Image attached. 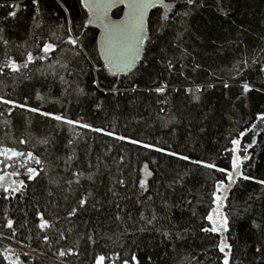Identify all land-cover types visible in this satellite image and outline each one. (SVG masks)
I'll return each mask as SVG.
<instances>
[{
	"label": "trees",
	"instance_id": "trees-1",
	"mask_svg": "<svg viewBox=\"0 0 264 264\" xmlns=\"http://www.w3.org/2000/svg\"><path fill=\"white\" fill-rule=\"evenodd\" d=\"M199 3L204 6H194L183 24L177 18L171 29L149 46L146 68L138 66L115 80L103 69L91 71L94 64L102 68L95 45L96 30L82 29L86 51L93 59L65 51L70 46L62 42L66 33L60 25L71 20L79 32L86 19L79 0H40L39 15L32 0H0L6 5L0 7V64L11 58L20 67L16 73L5 69L6 74L0 76V96L20 104L27 99L28 107L42 112L87 123L116 136L164 148L170 145L169 150L227 169L231 168V153L223 149L231 148L230 139L239 138L240 132L256 122L257 129L242 139V144L256 139L249 149L252 159L242 165V171L264 179V121H256L257 114L264 113V92L243 94L241 87L246 81L253 89L264 85V73L259 72V65L251 64L264 48V0H222L227 17L218 10L217 0ZM12 4L19 7L14 9ZM10 11H16V16H8ZM119 14L120 10L113 13L116 17ZM159 18V10L149 16L153 33ZM177 31L183 35L179 46L173 48L169 42L174 41ZM38 40L41 46L51 42L59 48L24 68L28 52L34 57L43 55ZM162 57L174 59L171 74L162 66ZM243 58L249 67L240 65L242 74L237 76L235 66ZM65 63L73 75L61 68ZM194 64L200 68L194 71ZM61 75L66 83L60 80ZM225 82L229 88L223 86ZM160 83L168 85L163 95L149 91ZM114 86L119 91H110ZM196 86H201V92L195 93ZM189 88L194 94L185 91ZM21 138L27 144H19ZM45 138L49 141L46 145L41 143ZM2 147L33 151L43 161L45 172L32 181L23 174V168L17 177L6 175L7 184L23 180L25 188L9 199H4L6 194L0 190V264H94L95 253L112 257L114 252L129 260L132 253H137L147 262L151 255L153 264H220L222 254L215 247L220 237L199 229L202 224L211 227L204 217L214 207L210 194L221 173L4 104H0ZM121 157L124 163L118 164ZM145 163L152 172L150 177L143 171ZM12 170L4 169L0 174ZM77 172L81 173L79 177L74 175ZM177 173L187 175L183 186L173 189L170 184ZM138 177L148 182V191L141 192ZM77 179L79 184L75 183ZM118 179H124L126 185L121 187ZM89 192L87 210L69 218V211ZM228 195L223 211L230 217V230L224 237L233 246L234 264H264V257L256 253V248L264 245V186L241 180ZM153 211L171 222L157 219L147 224ZM38 213L53 225L46 232L38 227ZM117 214L122 220L115 219ZM7 219L13 221L15 235L5 226ZM253 222L261 228H254ZM172 225H177L185 239L173 243L156 231L171 229ZM61 233L65 239H61ZM45 234L50 237L49 243L42 239ZM89 235L94 236L95 244ZM69 250L79 255L60 256V251Z\"/></svg>",
	"mask_w": 264,
	"mask_h": 264
},
{
	"label": "snow or ice",
	"instance_id": "snow-or-ice-1",
	"mask_svg": "<svg viewBox=\"0 0 264 264\" xmlns=\"http://www.w3.org/2000/svg\"><path fill=\"white\" fill-rule=\"evenodd\" d=\"M81 6L86 10V22H82L79 26L81 31H77L75 25H73L72 21L69 20L67 25L61 24L60 27L65 30L66 38H63L62 42L66 43L70 46L69 49L65 51H72L73 55L76 57H82L85 59H93L90 53L86 51V45L84 44V37L86 33L82 31V29H87L90 24L95 23L100 28L103 29V60L104 64L102 66L103 69H107V71L115 77H119L121 74L127 75L131 73L134 68L138 65L141 68H146L147 65L144 61L147 59L145 56L146 51L148 50L149 46L155 44L157 40L164 36L167 30H170L172 24L175 22L177 18L180 19L181 24H183L184 17L190 15V10L194 6L203 7V3L198 4V0H172L171 3L166 2V0H80ZM32 4L36 7V14H40V0H32ZM122 5L124 9V16L122 19L118 21H114L109 16V10L116 7L117 5ZM186 6V7H185ZM218 10L221 12L222 15L227 17L229 15L226 7L223 5L222 0H217ZM0 7H6L4 4H0ZM12 8H18L19 6L16 4L11 5ZM153 9H163V13L160 15L159 23L155 32L151 30L148 22V13ZM8 16L15 17L16 11H10ZM39 26V25H38ZM244 29H241L243 32ZM183 33L177 31L176 36L174 37V41L169 42L170 47H178L180 43V39ZM155 36V39H154ZM8 41L4 40L5 46H7ZM37 46L40 47V51L43 53L42 56L34 57L32 52H28L26 55L25 62L23 63V67L27 68L30 64L34 63L37 59L43 60L48 57L49 53H54L57 48H59L58 44H53L51 42H44L42 46L40 45L39 40L37 41ZM162 52L165 51L164 48L161 49ZM260 57H264V48L259 50ZM183 50L181 49V56H183ZM260 57L253 58L251 61L252 65H259V72L264 73V59ZM161 64L163 67L167 69L169 74L173 72L175 69L174 59H166V57L161 58ZM240 65H243L245 69L249 67L248 60L243 58L239 60L235 66L236 75H241ZM61 68L65 69L68 75H73V71L69 69V65L67 63L61 64ZM102 68L96 67L95 64L92 66L91 71L100 72ZM183 68V65H181ZM200 68L199 64H194L193 70H197ZM5 69L10 70L13 73L19 72L20 67L17 65V62L11 58L5 60L3 64H0V76L5 75ZM181 75L183 72L180 73ZM55 75V73H53ZM236 78L235 76L233 77ZM60 80L62 82L65 81L63 75L60 76ZM99 86V85H97ZM225 88H229L230 85L225 82L223 85ZM243 94H247L252 92L253 90L264 92V85L259 88L253 89L252 85L247 81L244 82L242 85ZM168 88L167 83H160L159 86L155 87L154 89H150L149 91H155L157 95H163ZM133 91L135 89H132ZM179 89H177L178 91ZM201 86H196L195 93L201 92ZM81 91H83L81 89ZM110 91L116 92L119 91L118 87H113ZM187 93H193V89L189 88L185 90ZM194 94V93H193ZM38 95V99H40ZM198 100L199 97H196ZM0 104L4 105H11L14 108H21L25 109L28 112L32 113H39L41 116L50 117L51 119L62 122L68 125H78L81 128H88L93 132H101L103 135L106 136H114L117 140H126L128 143L137 145L144 149H149L151 151H155L157 153H161L163 155L169 157H175L181 161H187L191 164L201 166L205 169L212 170L214 172H218L222 174L220 179L214 181V191L210 194L211 195V204L214 207H211V210L208 212L206 219L211 227H206L203 224L200 227V231L203 233H211L216 234L220 237L219 242L215 245L218 249L219 253L222 254V260L220 264H234L233 262V246L227 242L226 238L224 237V233L229 232L230 224L229 220L230 217L227 212L223 211L227 205L225 204L226 201L229 199V193L232 191L233 186L237 185V183L241 180L243 181H254L256 184L264 186V179H257L253 176L246 175L242 171V165L246 161H250L252 156L249 154V149H252L256 144V139L253 137L251 143L242 144V139L244 136L248 134L249 131L255 130L258 127L256 122L252 123L250 128H246L244 131L239 133V138H231L230 143L232 145L231 148L225 147L223 151L225 153H231V168H222L218 167L213 162H207L204 160H193L191 157L176 152L175 150H169V148L159 147L157 145H153L150 143H144L140 140L132 139L130 137L124 136H116L114 132H107L101 128H95L90 124L81 123L79 121H73L67 119L62 115H56L49 112H42L39 108L35 107H28L27 99L23 104L17 103L15 100L5 99L4 97L0 96ZM163 111V109H161ZM9 115H11V110H9ZM257 122L264 121V113H258L256 116ZM260 133L257 131L256 135ZM43 144L49 143L48 139L45 138L41 141ZM71 143V142H69ZM19 144L25 145L27 141L23 138L19 140ZM243 153V155H241ZM0 165H3V168H0V173L4 172V169L12 168L13 170L10 173L0 174V190L3 191L6 195L4 199H9L14 193L21 192L22 189L25 188V182L23 180L20 181H12L10 184H4L6 175H11L13 177H17L22 173L19 171L20 168L26 169L24 175L27 176V179L32 181L36 180L41 173L45 172L43 165V161L34 155L33 151H22L14 148L9 147H2L0 148ZM71 159V157H69ZM18 161V166H17ZM40 165L39 169L32 167V164ZM124 160L123 157L120 158L118 164H123ZM156 163V161H153ZM251 166V165H249ZM143 171L147 176H152V172L149 171V165L147 163L143 166ZM77 177L81 175V173H74ZM177 173L173 179L170 187L175 189L177 185L183 186L184 176ZM88 179H92V176L89 175ZM139 189L141 192L148 191V182L143 179L139 178ZM72 181H69L71 184ZM75 183L79 184V179L75 181ZM117 183L124 187L126 182L124 179H118ZM19 185L18 187L16 185ZM111 190V189H110ZM49 195H52L50 192ZM113 195H116L113 192ZM91 196V192L87 193L85 196L79 199L78 204L76 207H73L69 213L68 217L76 216L78 212L81 210H87L88 198ZM149 200L152 198L149 197ZM188 204H192L191 200L187 201ZM117 207L119 204L117 203ZM165 208L168 207L167 203L164 205ZM193 215H196L195 211H193ZM38 217L40 219V223L38 227L41 231H45L51 227L49 221L44 218L43 214L38 213ZM131 219V217H129ZM140 218L143 220L145 219L144 214H140ZM116 220H122V217L117 214L115 217ZM157 219H167L170 221V218L167 216L158 217L157 213L153 211V214L150 218L147 219V224L152 225ZM8 229L13 230V235H15V230L13 229V221L11 219H7L6 225ZM254 228H261L259 224L253 222ZM145 229H141L144 231ZM160 233V235L170 242L175 243V241H180L185 239L184 234L178 230L177 225H172L171 229H156ZM187 231V229H185ZM262 238H264V231H262ZM42 239L45 243H49L50 237L45 234ZM61 239H65V235L61 233ZM88 239L92 241L93 244L96 243V240L93 235H89ZM123 247V245H121ZM139 247V246H137ZM256 253H259L261 257H264V245L259 246L256 248ZM60 256L64 257L67 255H79V253L73 252L69 250L67 253L65 251H60ZM111 261V264H117V261H120L121 264H140V260L138 258L137 253L131 254V260L127 258H123L120 253H113L112 257H109L107 254H98L94 257V264H106V261ZM148 264H153L152 257L149 255L147 257Z\"/></svg>",
	"mask_w": 264,
	"mask_h": 264
},
{
	"label": "water",
	"instance_id": "water-1",
	"mask_svg": "<svg viewBox=\"0 0 264 264\" xmlns=\"http://www.w3.org/2000/svg\"><path fill=\"white\" fill-rule=\"evenodd\" d=\"M79 1H80V0H79ZM166 2L171 3V1H166ZM80 5H81V3H80ZM81 7H82V6H81ZM82 9H83V11L85 12V15L87 16L86 10H85L83 7H82ZM117 10H120V14H119V16L116 17V16L113 15V13H114L115 11H117ZM154 10H159V11H160V15L163 13V9H153V10H151V11L148 13V20H149V16H150L151 12H153ZM109 16H110V18H111L112 20H114V21H118V20L122 19L123 16H124V9H123V6L118 4L116 7L112 8L111 10H109ZM85 22H86V19H85ZM88 28H91V29H94V30L97 31V37H96V40H95V45H96V51H97L98 59H99L100 65H101V67H102L103 64H104V60H103L104 47H103V43H102V41H103V36H102L103 29L100 28V27H99L97 24H95V23L90 24ZM138 66H139V65H138ZM138 66H137V67H138ZM137 67H136V68H137ZM136 68H134L133 71H134ZM102 69H103V68H102ZM133 71H132V72H133ZM103 72H104L109 78H111V79H115V80H119L120 78L125 77V76H127L128 74H130V73H128L127 75L121 74L119 77H115V76H112V75L107 71V69H103ZM15 181H20V180H15Z\"/></svg>",
	"mask_w": 264,
	"mask_h": 264
},
{
	"label": "rangeland",
	"instance_id": "rangeland-1",
	"mask_svg": "<svg viewBox=\"0 0 264 264\" xmlns=\"http://www.w3.org/2000/svg\"><path fill=\"white\" fill-rule=\"evenodd\" d=\"M14 181H15V179H14ZM3 183H4V184H7L6 181H4ZM210 226H211V225H210ZM6 243H8V242H6ZM95 255H98V254L95 253ZM94 257H95V256H94ZM138 258H139V260H140V264H148V262L146 261V259H145L144 257L138 255Z\"/></svg>",
	"mask_w": 264,
	"mask_h": 264
}]
</instances>
